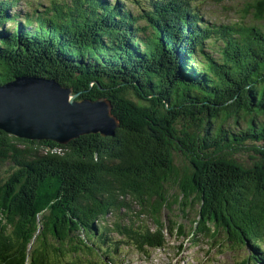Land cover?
I'll list each match as a JSON object with an SVG mask.
<instances>
[{
	"label": "trees",
	"instance_id": "obj_1",
	"mask_svg": "<svg viewBox=\"0 0 264 264\" xmlns=\"http://www.w3.org/2000/svg\"><path fill=\"white\" fill-rule=\"evenodd\" d=\"M123 1L0 0V86L55 79L119 120L68 145L0 130V264H123L173 233L264 264V0L212 26L204 2Z\"/></svg>",
	"mask_w": 264,
	"mask_h": 264
},
{
	"label": "water",
	"instance_id": "obj_2",
	"mask_svg": "<svg viewBox=\"0 0 264 264\" xmlns=\"http://www.w3.org/2000/svg\"><path fill=\"white\" fill-rule=\"evenodd\" d=\"M105 97L81 98L55 79L20 76L0 86V130L29 141L68 145L81 136L113 137L119 120Z\"/></svg>",
	"mask_w": 264,
	"mask_h": 264
},
{
	"label": "rangeland",
	"instance_id": "obj_3",
	"mask_svg": "<svg viewBox=\"0 0 264 264\" xmlns=\"http://www.w3.org/2000/svg\"><path fill=\"white\" fill-rule=\"evenodd\" d=\"M6 1V0H5ZM109 2H113L119 6V4H128V6L132 9L133 5L129 2L125 3L123 0H108ZM117 1L121 3L118 4ZM131 1V0H128ZM48 1H46L47 3ZM203 3L202 10H204V21L211 26L215 23L219 24H227L229 21H232L234 18H238L237 11L239 8L244 6L247 0H230L225 1L219 4L214 3L210 0H196L194 4ZM134 9V8H133ZM22 11L20 5L16 7L14 12ZM28 13V11H25ZM137 12V11H135ZM206 14V15H205ZM206 16V17H205ZM23 20L24 24L27 22L26 17L19 18ZM238 20V19H237ZM34 28H36L39 24L38 21L33 20ZM141 25H145L146 23L140 21ZM8 27V25H7ZM62 52V51H59ZM69 53V52H68ZM73 53H69L72 55ZM49 79V78H47ZM91 85V84H90ZM93 86V85H91ZM130 99L136 100V95L130 93L128 94ZM106 98V97H105ZM137 101V100H136ZM141 104H145L144 101L138 102ZM114 106V105H113ZM145 106V105H144ZM114 111V108H113ZM236 158L243 162L244 164L250 163L249 157L247 153H241L236 155ZM177 165H179L177 163ZM180 215V222L186 219L187 226H190L191 219L194 217L185 218L181 213H176L175 216ZM175 220V218H172ZM146 221V219H144ZM167 245L164 249H146V251L141 252L134 248L124 247V249H120L119 253L122 255V259L124 260L123 264H236L239 261H243L245 252H227V253H216L214 250L209 252V247L200 246L196 247L193 245L192 241L189 238L179 237L178 233L167 234ZM242 259V260H241Z\"/></svg>",
	"mask_w": 264,
	"mask_h": 264
}]
</instances>
